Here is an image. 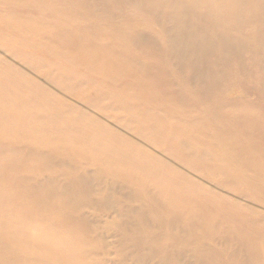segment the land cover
I'll return each mask as SVG.
<instances>
[{
  "label": "bare ground",
  "instance_id": "bare-ground-1",
  "mask_svg": "<svg viewBox=\"0 0 264 264\" xmlns=\"http://www.w3.org/2000/svg\"><path fill=\"white\" fill-rule=\"evenodd\" d=\"M47 3L11 0L0 22L45 41L59 77L84 68L69 87L100 79V111L128 133L68 118L36 79L0 81L44 116L0 122V204L17 211L0 264H264V0H60L34 14ZM94 5L92 42L54 50L44 20L75 26Z\"/></svg>",
  "mask_w": 264,
  "mask_h": 264
},
{
  "label": "rangeland",
  "instance_id": "rangeland-1",
  "mask_svg": "<svg viewBox=\"0 0 264 264\" xmlns=\"http://www.w3.org/2000/svg\"><path fill=\"white\" fill-rule=\"evenodd\" d=\"M10 2L11 0H0V7H7L10 5ZM59 2L60 0H49V3L47 4H40L34 10V14L38 17L44 15L50 16L54 13L55 7L57 4H59ZM92 9V15L90 17L81 16L79 24L75 26L71 25L67 20H44L46 26L55 28L56 32L55 45L53 46L54 50H67L71 48L75 34L81 35L84 43L92 42V36H90L88 33L87 26L95 19L101 18L98 14V7L94 5L92 6ZM18 23L23 25L21 20H18ZM45 49H47V44L45 41L38 42L31 38L25 39L23 41H17L15 34L8 30L6 24L0 22V81L10 82L13 79H17L24 81L27 85L33 86L36 84V82H33V79H36L39 82H37L38 84H36V87L40 89L35 91L34 95L40 97L46 94L44 98L54 105L56 104L58 97H62L64 103L62 107L56 106V110L62 114L65 113L68 115V118H87L92 122V126L95 129L100 128V126H102V122H108L118 131L120 130L122 132L128 133L121 124H114L110 122V119L108 120L107 116L100 111L101 108L108 106L107 104L110 102L109 99H111L109 95L102 97L97 93V89L104 86L103 82L100 79H97L85 82L76 88L69 87V80L76 74L84 71V68L81 66H75L72 68L70 67L69 74L64 73L61 77H59L56 74V67H54L56 65V60L51 54L45 51ZM28 55L36 56L37 60L39 61V65L37 63H35L36 65L32 63L30 64L24 60L25 56ZM231 96L245 98L243 92H239L236 93V95ZM0 99L5 104L11 102L17 104L18 106L15 109L13 108V111L10 110L8 112H5L3 106H0V122L12 119L16 112L21 111L28 113L33 119H42L44 117L43 115L39 116L40 114L36 111L40 109V101L38 104L33 103L32 106L23 103L26 99L24 91H14L8 86L0 87ZM224 109L228 110V107L225 106ZM139 116L141 118H149L152 116V113L149 109H146ZM65 122L66 119H62L58 122L50 123V126L58 130ZM130 136L135 138L134 135ZM82 141V146H86V141ZM11 157L12 155L9 152L1 154V159L5 162L9 161ZM190 174L199 178L200 180H203L196 172ZM214 188L218 191H222L224 194H228L232 198H237L222 189H218L216 187ZM0 211L2 214H4L2 215L3 217H0V227L3 230H9L12 219L14 220L15 216H17V211H14V209L9 206L3 207L2 204H0ZM89 212H91V210H89ZM102 215H104V217L108 220L113 218L111 213H102ZM60 243L62 244V242Z\"/></svg>",
  "mask_w": 264,
  "mask_h": 264
}]
</instances>
